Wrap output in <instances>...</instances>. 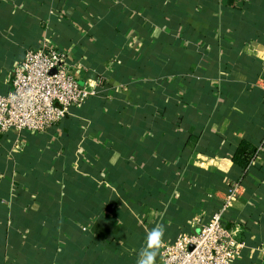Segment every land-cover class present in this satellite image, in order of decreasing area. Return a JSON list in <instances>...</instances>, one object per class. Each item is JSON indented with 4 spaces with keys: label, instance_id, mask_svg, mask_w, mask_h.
Listing matches in <instances>:
<instances>
[{
    "label": "crops",
    "instance_id": "obj_1",
    "mask_svg": "<svg viewBox=\"0 0 264 264\" xmlns=\"http://www.w3.org/2000/svg\"><path fill=\"white\" fill-rule=\"evenodd\" d=\"M47 45L95 93L0 132V264H136L147 231L194 234L233 184L234 264H264V0H0V95Z\"/></svg>",
    "mask_w": 264,
    "mask_h": 264
},
{
    "label": "built area",
    "instance_id": "obj_2",
    "mask_svg": "<svg viewBox=\"0 0 264 264\" xmlns=\"http://www.w3.org/2000/svg\"><path fill=\"white\" fill-rule=\"evenodd\" d=\"M68 54L55 46L29 50L16 68L13 89L0 95V132L38 133L53 127L74 105L85 103L94 89L81 85L68 67ZM52 70H55L53 73ZM103 79L98 81V85ZM240 186L233 184L220 207L194 234H181L160 248L155 264H234L245 243L225 225Z\"/></svg>",
    "mask_w": 264,
    "mask_h": 264
},
{
    "label": "clouds",
    "instance_id": "obj_3",
    "mask_svg": "<svg viewBox=\"0 0 264 264\" xmlns=\"http://www.w3.org/2000/svg\"><path fill=\"white\" fill-rule=\"evenodd\" d=\"M165 227L157 224L145 235V242L138 251L136 264H155L159 249L163 243Z\"/></svg>",
    "mask_w": 264,
    "mask_h": 264
},
{
    "label": "trees",
    "instance_id": "obj_4",
    "mask_svg": "<svg viewBox=\"0 0 264 264\" xmlns=\"http://www.w3.org/2000/svg\"><path fill=\"white\" fill-rule=\"evenodd\" d=\"M256 152L257 149L251 143L241 145L233 155V160L245 169L248 167L252 158H254Z\"/></svg>",
    "mask_w": 264,
    "mask_h": 264
}]
</instances>
